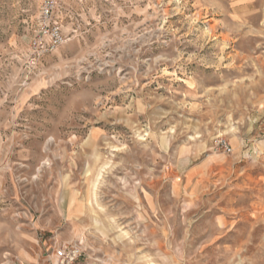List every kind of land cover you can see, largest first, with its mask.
<instances>
[{
  "label": "rangeland",
  "instance_id": "rangeland-1",
  "mask_svg": "<svg viewBox=\"0 0 264 264\" xmlns=\"http://www.w3.org/2000/svg\"><path fill=\"white\" fill-rule=\"evenodd\" d=\"M45 1L0 0V264H264V0H53L46 51Z\"/></svg>",
  "mask_w": 264,
  "mask_h": 264
},
{
  "label": "built area",
  "instance_id": "built-area-1",
  "mask_svg": "<svg viewBox=\"0 0 264 264\" xmlns=\"http://www.w3.org/2000/svg\"><path fill=\"white\" fill-rule=\"evenodd\" d=\"M55 2L53 0H46L41 10L42 27L41 32L47 35L50 41L43 43L41 40L35 41L33 46L36 50H47L53 48L63 42V37L59 26L52 22L53 13L55 10ZM228 150V148H226ZM229 151V150H228Z\"/></svg>",
  "mask_w": 264,
  "mask_h": 264
}]
</instances>
